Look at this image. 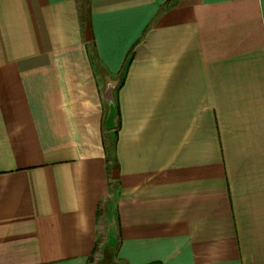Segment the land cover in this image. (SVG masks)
Segmentation results:
<instances>
[{"label": "crops", "instance_id": "crops-1", "mask_svg": "<svg viewBox=\"0 0 264 264\" xmlns=\"http://www.w3.org/2000/svg\"><path fill=\"white\" fill-rule=\"evenodd\" d=\"M104 226L112 264H264V0H0V264Z\"/></svg>", "mask_w": 264, "mask_h": 264}, {"label": "rangeland", "instance_id": "rangeland-1", "mask_svg": "<svg viewBox=\"0 0 264 264\" xmlns=\"http://www.w3.org/2000/svg\"><path fill=\"white\" fill-rule=\"evenodd\" d=\"M98 250L96 254L90 260V264H112L116 245L113 244L111 233H109L108 228L104 226L102 229ZM109 233V234H108ZM116 243V242H115Z\"/></svg>", "mask_w": 264, "mask_h": 264}, {"label": "water", "instance_id": "water-1", "mask_svg": "<svg viewBox=\"0 0 264 264\" xmlns=\"http://www.w3.org/2000/svg\"><path fill=\"white\" fill-rule=\"evenodd\" d=\"M106 96H107V101H108V106H109V116L107 119V127L113 130L116 128V106H115L112 90H108Z\"/></svg>", "mask_w": 264, "mask_h": 264}]
</instances>
